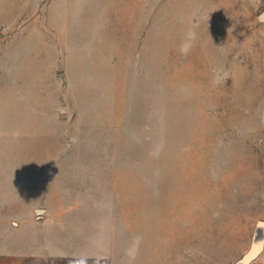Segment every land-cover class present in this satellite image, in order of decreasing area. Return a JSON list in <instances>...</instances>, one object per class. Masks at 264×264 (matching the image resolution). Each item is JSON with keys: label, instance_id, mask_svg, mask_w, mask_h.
<instances>
[{"label": "rangeland", "instance_id": "rangeland-1", "mask_svg": "<svg viewBox=\"0 0 264 264\" xmlns=\"http://www.w3.org/2000/svg\"><path fill=\"white\" fill-rule=\"evenodd\" d=\"M263 12L264 0H0V254L264 264V248L247 261L264 220Z\"/></svg>", "mask_w": 264, "mask_h": 264}, {"label": "clouds", "instance_id": "clouds-1", "mask_svg": "<svg viewBox=\"0 0 264 264\" xmlns=\"http://www.w3.org/2000/svg\"><path fill=\"white\" fill-rule=\"evenodd\" d=\"M198 36L194 27H188L180 37L179 51L183 55H187L192 49L194 43L196 42ZM141 237L136 236L132 238L129 247L125 250V254L130 258L134 259L139 248ZM73 264H86V260H76Z\"/></svg>", "mask_w": 264, "mask_h": 264}, {"label": "water", "instance_id": "water-1", "mask_svg": "<svg viewBox=\"0 0 264 264\" xmlns=\"http://www.w3.org/2000/svg\"><path fill=\"white\" fill-rule=\"evenodd\" d=\"M264 20V12L261 14ZM264 248V220H260L254 235V241L252 248L247 256V261L252 260L257 256Z\"/></svg>", "mask_w": 264, "mask_h": 264}, {"label": "crops", "instance_id": "crops-1", "mask_svg": "<svg viewBox=\"0 0 264 264\" xmlns=\"http://www.w3.org/2000/svg\"><path fill=\"white\" fill-rule=\"evenodd\" d=\"M43 211H45L43 209ZM40 210V212H43ZM27 254L25 253H5L0 254V264H20L24 257H26ZM36 255V254H33Z\"/></svg>", "mask_w": 264, "mask_h": 264}]
</instances>
